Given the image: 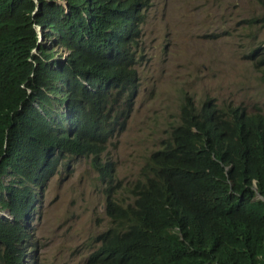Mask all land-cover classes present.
Wrapping results in <instances>:
<instances>
[{
  "label": "trees",
  "instance_id": "16d2710c",
  "mask_svg": "<svg viewBox=\"0 0 264 264\" xmlns=\"http://www.w3.org/2000/svg\"><path fill=\"white\" fill-rule=\"evenodd\" d=\"M149 6L0 0V210L9 216H0V264H24L49 181L82 156L104 185L110 218L85 264H264L260 110L212 99L198 106L185 94L180 121L124 187L130 200L118 197L105 154L135 106ZM249 22L264 27V11Z\"/></svg>",
  "mask_w": 264,
  "mask_h": 264
},
{
  "label": "rangeland",
  "instance_id": "374dc122",
  "mask_svg": "<svg viewBox=\"0 0 264 264\" xmlns=\"http://www.w3.org/2000/svg\"><path fill=\"white\" fill-rule=\"evenodd\" d=\"M138 64L140 90L126 129L105 157L115 162L122 201L141 177L150 154L180 121L185 94L200 106L242 105L264 112V27L249 19L264 8L255 0H149ZM254 53L256 48H260ZM104 185L91 157L64 162L31 220L24 264H85L110 220Z\"/></svg>",
  "mask_w": 264,
  "mask_h": 264
},
{
  "label": "clouds",
  "instance_id": "9594fccd",
  "mask_svg": "<svg viewBox=\"0 0 264 264\" xmlns=\"http://www.w3.org/2000/svg\"><path fill=\"white\" fill-rule=\"evenodd\" d=\"M65 6H67V3H66V2H65ZM38 31H39V40H42L43 36H42V32H41L40 28H38ZM140 81H141V79H140ZM139 90H140V88H139ZM138 94H139V92H138ZM137 96H138V95H137ZM136 99H137V98H136ZM135 103H136V102H135ZM134 107H135V106H134ZM133 110H134V109H133ZM117 136H118V135H117ZM54 176H55V175H54ZM54 176H53V177H54ZM53 177H52V178H53ZM52 178H51V179H52ZM50 181H51V180H50ZM50 181H49V182H50ZM48 184H49V183H48ZM44 192H45V191H44ZM43 198H44V195H43ZM260 199L264 201V197H263V196H260ZM42 201H43V200H42ZM40 205H41V203L39 204V206H40ZM39 206H37V208H38ZM37 208H36V209H37ZM36 209H35V210H36ZM34 212H35V211H34ZM34 212H33V214H34ZM0 216L7 217L8 215H7L6 213H3V212L0 210ZM8 217H9V216H8ZM32 217H33V215H32ZM108 217H109V216H108ZM109 219H110V218H109ZM31 220H32V218H31ZM31 220H30V228H31ZM30 231H31V229H30ZM100 234H101V233H100ZM96 240H97V237H96ZM31 246H32V245H31ZM31 246H29L30 249H32ZM29 247H28V249H29ZM92 253H93V252H92ZM27 255H28V254H27ZM27 255H26V256H27ZM24 263H25V259H24Z\"/></svg>",
  "mask_w": 264,
  "mask_h": 264
}]
</instances>
